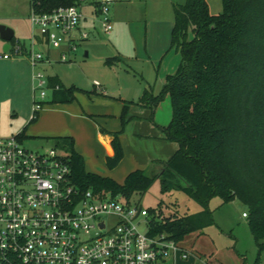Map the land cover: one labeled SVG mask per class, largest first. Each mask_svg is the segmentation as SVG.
I'll list each match as a JSON object with an SVG mask.
<instances>
[{"label":"trees","instance_id":"16d2710c","mask_svg":"<svg viewBox=\"0 0 264 264\" xmlns=\"http://www.w3.org/2000/svg\"><path fill=\"white\" fill-rule=\"evenodd\" d=\"M80 2L30 0V5L51 11ZM223 3L219 14L211 13L207 0L174 3L168 51L175 49L180 54L179 65L166 75L159 94L152 95L146 89L139 102L154 106L170 95L173 118L164 133L166 139L178 144L171 158L157 160L147 169H134L120 183L87 170L73 137L59 136L55 141L68 152L73 179L83 191L91 188L130 199L146 192L157 179L163 189L185 190L202 206L200 211L184 215L165 212L161 202L160 209L148 208L151 232H164L177 242L215 223L209 207L212 197L220 196L223 203L238 198L248 207V224L258 249L255 264H259L264 252V0ZM120 59L108 58L106 63ZM48 85L54 88L50 103L73 102L81 90L75 85L67 87L56 75L48 77ZM127 103L121 115L122 129L108 132L113 135L114 149L106 158L110 168L118 166L124 157L119 134L127 123ZM38 116L36 111L31 122ZM25 137L22 130L21 138Z\"/></svg>","mask_w":264,"mask_h":264},{"label":"rangeland","instance_id":"374dc122","mask_svg":"<svg viewBox=\"0 0 264 264\" xmlns=\"http://www.w3.org/2000/svg\"><path fill=\"white\" fill-rule=\"evenodd\" d=\"M93 1L83 0L82 10L83 14L91 17L90 24L96 29L70 53L71 60L62 61L58 48L51 49L50 63H39L37 67L32 66L26 54L8 58L14 65L0 72V133H18L29 124L34 101L40 100L41 92L37 88L39 80L33 78L34 73H41L46 80L56 75L67 87L75 85L80 88L78 98L85 96L93 100L84 106L86 111L118 114L120 127L111 132L122 129L123 108L126 102H130L127 103V123L119 134L124 157L117 167L107 165L104 147L96 140L94 130H87L90 131L88 138L79 140L87 170L104 173L123 183L134 166L143 168L157 160L165 161L178 149V144L166 139L164 133V128L173 118L170 95L166 94L154 106L139 102L146 89L152 95L159 94L167 73L179 64L180 54L175 49L168 50L175 21L174 3H184L186 0H116L109 9L113 24L111 34L103 32L101 18L91 13ZM207 2L211 13L223 12V0ZM29 14L30 0H0V25L14 29L15 38L26 44L30 43L32 34ZM3 46L4 40L0 37V54L5 52ZM43 46L48 48L46 44ZM116 56L121 59L106 63L108 58ZM98 90H105L107 94H100ZM45 92V101L50 103L52 90L45 86ZM61 110L55 111L61 112L60 115L52 113L51 117L32 122L25 134L28 147L37 150L55 146V137L48 136L45 130L70 127L85 131V127L90 126L84 119L72 116L73 111ZM96 120L101 122V119ZM34 128L44 131H33ZM133 200L145 208L156 209H160L161 202L165 212L176 211L179 215L202 209L185 190L163 189L159 179L146 192L134 194ZM209 207L215 223L186 235L181 244L186 245L191 254L183 261L170 257L168 263L255 264L258 249L248 217L243 215L248 212V207L238 198L223 203L220 196L212 197ZM140 227L143 231L147 229L144 223ZM259 264H264V252Z\"/></svg>","mask_w":264,"mask_h":264},{"label":"built area","instance_id":"2783aa9c","mask_svg":"<svg viewBox=\"0 0 264 264\" xmlns=\"http://www.w3.org/2000/svg\"><path fill=\"white\" fill-rule=\"evenodd\" d=\"M114 1H93L106 34L113 29L109 9ZM29 18L30 43L10 42L0 58L26 54L37 67L51 61L44 44H66L60 59L69 61L79 42L90 36L80 30L85 16L77 4L51 11H39L32 4ZM33 78L39 80L41 92L31 119L44 107L45 86L54 89L41 73ZM151 220L149 209L133 197L83 191L73 179L63 147L34 150L21 132L0 133V264H169L170 257L187 259L191 252L181 241L151 232Z\"/></svg>","mask_w":264,"mask_h":264},{"label":"crops","instance_id":"0c3cea01","mask_svg":"<svg viewBox=\"0 0 264 264\" xmlns=\"http://www.w3.org/2000/svg\"><path fill=\"white\" fill-rule=\"evenodd\" d=\"M116 1V0H115ZM82 2L83 0H81L80 2V8L82 10ZM95 4L92 2V10H91V13L92 14H98L96 13V8L94 6ZM30 9H31V5H30ZM83 12V10H82ZM85 19L83 20L81 26H80V30H85V31H88L90 32V35L93 33V31L96 29L95 26H92V24H90L91 22V17H88L87 15H85ZM98 16V15H97ZM112 19V18H111ZM174 26V24H173ZM172 26V28H173ZM93 28V29H92ZM172 32V30H171ZM15 36H16V31H15ZM31 37V36H30ZM90 37V36H89ZM16 40H21L19 38H16ZM6 44V42L4 41V45ZM45 45V44H44ZM170 45H171V42H170ZM4 47V46H3ZM54 48V47H49L48 48H44L46 54L49 55L50 57V51L51 49ZM170 48V47H169ZM59 51L60 52H63L65 50H67V45L64 44L62 45L60 48ZM10 59V58H9ZM9 59H4V58H0V61H2V63L0 64V72H2L3 70L11 67L12 65H14L12 61H10ZM51 62V61H50ZM50 62H44V63H50ZM180 62V61H179ZM179 65V64H178ZM178 67V66H177ZM176 67V68H177ZM176 68L168 73H172L176 70ZM167 73V74H168ZM98 92L103 95L107 94L106 91L104 90L103 92H101V90H98ZM78 93L80 92H77L76 93V99L73 101V102H70V103H46L44 104V107L39 111V116L37 119H40L41 118H48V117H51L50 114L52 113H57V114H61V112H55V111H58L60 109L64 110V109H68V110H71L73 111L71 114L72 116H76V117H80L81 119H84L85 121H87L90 126L88 127H85V131L83 130H74L73 128H70V127H64L63 130H60V128H54V129H49V130H45L46 134H48V136H53V137H59V136H71L74 138L75 140V148L78 152H80L82 155H83V151L82 149L79 148V145H80V142L79 140H81L82 138H88V134L89 132H87V130H94L96 132V140H98L100 142V144L104 147V158H105V161H106V158L107 156H112L114 154V149H113V146H112V140H113V135L111 133H108L110 132L111 130L113 129H117L119 128L120 126L119 125V121L118 119L120 118L118 116V114H110V113H94V112H90V111H86L84 110V106L87 105L88 103L92 102V98H86L85 96H81V97H84L83 99H81L80 97L78 98ZM0 98H1V94H0ZM82 102H85V104L83 105ZM46 105V106H45ZM57 108H60V109H57ZM32 109V107H31ZM61 110V111H62ZM49 115V116H48ZM90 115H93L90 116ZM98 116V117H96ZM53 117V116H52ZM62 117V115H61ZM31 118V116H30ZM101 119V122L97 121L96 119ZM133 118V117H131ZM112 121V122H111ZM32 122H31V119H30V122L29 124H27V127L26 129H23L25 130V134H26V130L29 129V127L31 126ZM102 124V125H101ZM106 125V126H104ZM114 126L113 128H111V126ZM95 128H94V127ZM106 130V131H103ZM33 131H44V129L42 128H34ZM8 132V131H7ZM21 132V131H20ZM14 133V132H13ZM12 133V134H13ZM87 152V151H86ZM84 156V155H83ZM84 159H85V156H84ZM123 160V159H122ZM121 160V162H122ZM168 160V159H167ZM120 162V163H121ZM119 163V164H120ZM154 163H152L151 165H149L148 167L146 166H142L143 168L142 169H147L149 167H151ZM137 165V164H136ZM117 167V166H116ZM156 167H159V164H157ZM135 168H140V167H136L134 166L131 170L135 169ZM91 171V170H89ZM93 172V171H92ZM129 173V171H128ZM127 173V174H128ZM104 174V173H103ZM247 217V216H246ZM184 246V245H183ZM185 248H187V246L185 245L184 246ZM188 249V248H187ZM191 252V251H190ZM180 259V258H179ZM180 260H184V259H180ZM186 260V259H185ZM169 264H171L169 262ZM216 264H220V263H216Z\"/></svg>","mask_w":264,"mask_h":264},{"label":"water","instance_id":"95a60500","mask_svg":"<svg viewBox=\"0 0 264 264\" xmlns=\"http://www.w3.org/2000/svg\"><path fill=\"white\" fill-rule=\"evenodd\" d=\"M0 37L6 42V44L3 47V50L6 52L9 49L10 42L15 37V30L12 29L11 27L0 25ZM186 186H189V184L186 183Z\"/></svg>","mask_w":264,"mask_h":264}]
</instances>
